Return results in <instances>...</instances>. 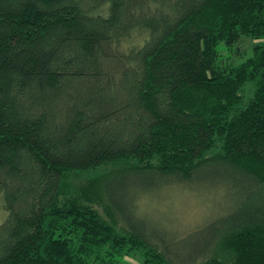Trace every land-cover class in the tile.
Listing matches in <instances>:
<instances>
[{
  "label": "trees",
  "instance_id": "16d2710c",
  "mask_svg": "<svg viewBox=\"0 0 264 264\" xmlns=\"http://www.w3.org/2000/svg\"><path fill=\"white\" fill-rule=\"evenodd\" d=\"M246 39L264 0H0V264H264ZM196 183L222 212L185 235L143 219L151 192Z\"/></svg>",
  "mask_w": 264,
  "mask_h": 264
},
{
  "label": "rangeland",
  "instance_id": "374dc122",
  "mask_svg": "<svg viewBox=\"0 0 264 264\" xmlns=\"http://www.w3.org/2000/svg\"><path fill=\"white\" fill-rule=\"evenodd\" d=\"M256 45H264V39L244 40L236 48L246 50V53L243 57L234 58L233 64L239 65L248 59ZM218 50L223 57L228 55L227 48L223 44L219 45ZM225 201L222 187L196 183L194 186L164 187L160 191L151 192L147 199H144L140 210L145 217L143 219H150L149 221L155 226L164 225L174 233L185 235L205 219L222 212ZM125 262L140 264V260L136 257L126 259Z\"/></svg>",
  "mask_w": 264,
  "mask_h": 264
}]
</instances>
